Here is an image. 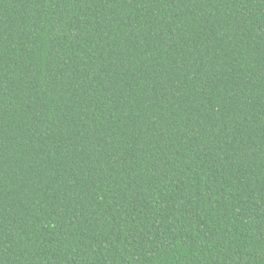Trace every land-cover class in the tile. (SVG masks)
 I'll return each mask as SVG.
<instances>
[{
  "label": "trees",
  "instance_id": "16d2710c",
  "mask_svg": "<svg viewBox=\"0 0 264 264\" xmlns=\"http://www.w3.org/2000/svg\"><path fill=\"white\" fill-rule=\"evenodd\" d=\"M0 264H264V0H0Z\"/></svg>",
  "mask_w": 264,
  "mask_h": 264
}]
</instances>
